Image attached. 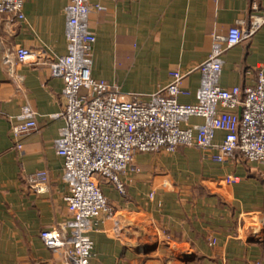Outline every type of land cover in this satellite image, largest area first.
<instances>
[{
	"label": "crops",
	"instance_id": "0c3cea01",
	"mask_svg": "<svg viewBox=\"0 0 264 264\" xmlns=\"http://www.w3.org/2000/svg\"><path fill=\"white\" fill-rule=\"evenodd\" d=\"M67 2L26 0L24 19L0 13V264H71L57 262L39 235L67 214L64 159L54 146L63 121L50 116L65 103L64 80L52 74L49 57L17 70L6 61L17 60L20 45L40 43L35 34L46 48L65 52ZM92 2L104 6L88 22L97 35L93 74L124 92L151 94L170 82L173 70H191L185 80L191 93L181 100L195 101L201 71L194 68L211 53L213 35L231 25L241 26L245 38L226 54L223 84H253L264 62V0ZM193 31L206 33V41L184 38ZM28 106L38 112V127L22 136L30 153L21 155L14 127ZM217 134L222 138L225 131ZM24 163L27 171L49 170L48 197L28 194ZM232 174L242 180L228 183ZM123 178L126 195L104 182L114 215L96 220L95 264H264V162L240 151L220 162L207 150L184 145L138 152Z\"/></svg>",
	"mask_w": 264,
	"mask_h": 264
},
{
	"label": "built area",
	"instance_id": "2783aa9c",
	"mask_svg": "<svg viewBox=\"0 0 264 264\" xmlns=\"http://www.w3.org/2000/svg\"><path fill=\"white\" fill-rule=\"evenodd\" d=\"M25 6L26 0H0V13L24 19ZM103 8L92 0H68L65 52L46 48L42 37L35 34L40 43L20 45L17 60L6 56L13 70L28 60L44 62L49 57L52 74L64 80L65 103L50 116L63 121L54 146L64 159L61 183L67 214L60 222L43 226L39 233L59 263L95 264L96 220L102 214L114 215L104 182L126 195L123 175L138 152H172L187 145L209 151L220 162L238 151L250 161L264 162V62L257 65L253 84L243 88L226 86L222 81L226 54L245 38L241 26L231 25L227 33L213 35L211 53L194 68L201 71L196 99L185 102L181 95L191 93L185 85L191 70H173L170 82L151 94L124 92L93 74L97 35L88 22L94 10ZM184 38L202 43L207 34L186 32ZM37 116V110L28 106L21 114L24 120L14 127L21 155L30 153L28 141L22 136L38 127ZM192 117L202 120L193 123ZM219 130L225 131L222 138L217 134ZM22 167L28 194L48 197L52 187L49 170L27 171L25 163ZM226 180L237 183L242 176L232 174Z\"/></svg>",
	"mask_w": 264,
	"mask_h": 264
}]
</instances>
